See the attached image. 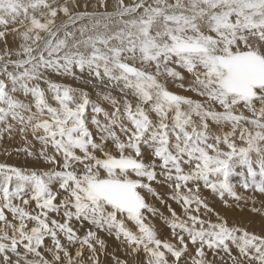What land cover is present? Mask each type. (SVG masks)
<instances>
[{
    "label": "snow or ice",
    "instance_id": "6c2138e0",
    "mask_svg": "<svg viewBox=\"0 0 264 264\" xmlns=\"http://www.w3.org/2000/svg\"><path fill=\"white\" fill-rule=\"evenodd\" d=\"M17 137L0 264H264V0H0Z\"/></svg>",
    "mask_w": 264,
    "mask_h": 264
},
{
    "label": "rangeland",
    "instance_id": "374dc122",
    "mask_svg": "<svg viewBox=\"0 0 264 264\" xmlns=\"http://www.w3.org/2000/svg\"><path fill=\"white\" fill-rule=\"evenodd\" d=\"M94 2H95V0H90V3H94ZM173 91H180V89L173 88ZM1 142H0V145L1 146L3 145L2 146L3 148H1V146H0V156L2 154H7V152L8 153L9 152L13 153L12 155H14V153H15V155L13 157H17L18 156L17 160H15V158L13 159V157H11V155L7 154L8 155L7 157H8L9 160L11 159V160L16 161V162L15 163H10V162L7 161L6 163L13 164V165H16V166H24L25 165V160H24V155H22L23 153H21V155H20V153H18L20 155L19 156L17 154V152L14 151L16 148H19L21 146H16V147L13 146V147H11V149H8V148H4V146L5 147L9 146V142L8 143H4L3 141H1ZM21 144H22V142H21ZM16 154H17V156H16ZM0 163H3V161H0ZM253 204L257 208L264 209V197H261V196L257 195L254 198V200L250 199L248 201L247 205L243 207L242 211H241L240 208H234V209H230V210H223L219 204H217L216 207H217V210L222 211V214L227 215L229 217L230 221L241 222V223L247 225L251 230L259 232L261 230L262 224H264V216H261L259 213L251 212V208L253 207Z\"/></svg>",
    "mask_w": 264,
    "mask_h": 264
},
{
    "label": "bare ground",
    "instance_id": "6f19581e",
    "mask_svg": "<svg viewBox=\"0 0 264 264\" xmlns=\"http://www.w3.org/2000/svg\"><path fill=\"white\" fill-rule=\"evenodd\" d=\"M90 10V9H89ZM1 142V141H0ZM4 143H8L9 142V146H7V147H5L4 146V148H8V149H11V147H13V146H21V141L19 140V137H17L16 139H14V140H8V139H5L4 141H3ZM2 143V142H1ZM14 143V144H13ZM13 144V145H12ZM5 145V144H4ZM8 145V144H7ZM1 146V145H0ZM3 146V145H2ZM1 146V148H3ZM4 151V150H3ZM14 152V151H13ZM8 153V152H7ZM10 153V152H9ZM13 153H11V157H13L14 155H15V153H14V155H12ZM18 154V153H17ZM17 154H16V156H17ZM19 155V154H18ZM20 155H21V153H20ZM19 155V156H20ZM23 155V154H22ZM8 155L7 154H2L1 156H0V161H3V162H10V163H15L16 161H13V160H9L8 159V157H7ZM15 158V160H17V158H18V156L17 157H13V159ZM19 160V159H18ZM158 191H160L162 194H165L166 195V193H167V190L166 189H164V188H158ZM150 200H151V198H149ZM157 206L158 207H161V210H163L162 209V206H160L159 204H157ZM161 230L163 231V227L161 226ZM116 248H117V243L116 242H114V241H110L109 242V252H113V251H115L116 250ZM116 255H118V256H121V257H123V253L122 252H116ZM102 259L105 261V264H112V261H111V257L110 256H106V257H102Z\"/></svg>",
    "mask_w": 264,
    "mask_h": 264
}]
</instances>
